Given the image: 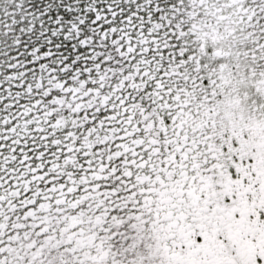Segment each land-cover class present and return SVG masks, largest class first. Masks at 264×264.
<instances>
[{
  "label": "snow or ice",
  "instance_id": "snow-or-ice-1",
  "mask_svg": "<svg viewBox=\"0 0 264 264\" xmlns=\"http://www.w3.org/2000/svg\"><path fill=\"white\" fill-rule=\"evenodd\" d=\"M0 264H264V0H0Z\"/></svg>",
  "mask_w": 264,
  "mask_h": 264
}]
</instances>
